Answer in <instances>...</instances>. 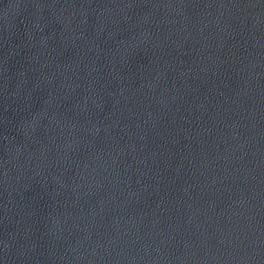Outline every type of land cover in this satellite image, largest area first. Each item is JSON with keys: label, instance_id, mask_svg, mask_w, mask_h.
<instances>
[{"label": "water", "instance_id": "1", "mask_svg": "<svg viewBox=\"0 0 264 264\" xmlns=\"http://www.w3.org/2000/svg\"><path fill=\"white\" fill-rule=\"evenodd\" d=\"M0 264H264V0H0Z\"/></svg>", "mask_w": 264, "mask_h": 264}]
</instances>
